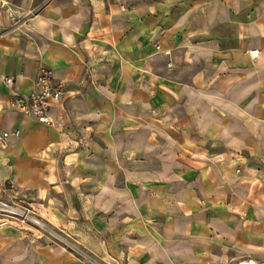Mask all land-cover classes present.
Returning a JSON list of instances; mask_svg holds the SVG:
<instances>
[{"label": "crops", "instance_id": "obj_1", "mask_svg": "<svg viewBox=\"0 0 264 264\" xmlns=\"http://www.w3.org/2000/svg\"><path fill=\"white\" fill-rule=\"evenodd\" d=\"M6 1L0 198L108 263L264 261V0ZM41 66L54 125L11 106ZM0 264L85 263L11 223Z\"/></svg>", "mask_w": 264, "mask_h": 264}, {"label": "built area", "instance_id": "obj_2", "mask_svg": "<svg viewBox=\"0 0 264 264\" xmlns=\"http://www.w3.org/2000/svg\"><path fill=\"white\" fill-rule=\"evenodd\" d=\"M6 4V0H0V8ZM157 47L160 48L159 45ZM251 54L253 57H257L258 51H252ZM167 68H172L171 60H168ZM14 81L15 79L12 77L5 78V82L9 86H12ZM66 93L64 83H55L54 71L46 66H41L32 92L14 95L11 106L40 124L54 125L50 116L53 104L60 102ZM20 136L19 130L12 132L0 130V145L6 146L11 140L19 139ZM11 223L47 230V225L37 217L29 203L14 196L9 200L0 198V230ZM238 264H264V261L244 258Z\"/></svg>", "mask_w": 264, "mask_h": 264}, {"label": "rangeland", "instance_id": "obj_3", "mask_svg": "<svg viewBox=\"0 0 264 264\" xmlns=\"http://www.w3.org/2000/svg\"><path fill=\"white\" fill-rule=\"evenodd\" d=\"M43 223L47 225V230L41 229V228H32L34 229L37 233L47 236L48 238H51L54 244L56 245H66L68 249H70L74 254L78 255L80 258L83 259L85 264H116V263H108L105 262L98 257H96L90 250L86 249L84 247L85 252H79L76 250L74 246L70 244L66 239H64L62 236L65 235L64 232L61 230L57 229H52L49 224H47L43 219H41L39 216H37ZM26 228H30L27 227Z\"/></svg>", "mask_w": 264, "mask_h": 264}]
</instances>
